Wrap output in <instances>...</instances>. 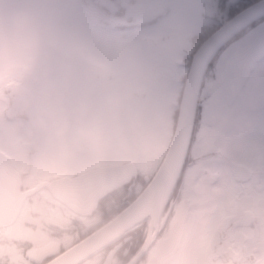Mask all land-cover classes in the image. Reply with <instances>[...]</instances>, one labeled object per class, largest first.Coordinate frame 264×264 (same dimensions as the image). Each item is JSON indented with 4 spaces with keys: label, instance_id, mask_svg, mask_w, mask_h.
Listing matches in <instances>:
<instances>
[{
    "label": "flooded vegetation",
    "instance_id": "flooded-vegetation-1",
    "mask_svg": "<svg viewBox=\"0 0 264 264\" xmlns=\"http://www.w3.org/2000/svg\"><path fill=\"white\" fill-rule=\"evenodd\" d=\"M233 2L212 0L211 10H206L200 1V8H190L183 21L182 13L174 16V0H70L69 4L82 13L87 26L107 29L132 51L153 44L157 23L167 22L164 30L176 26L181 34L163 45L162 51L150 49V53L162 63L173 60L175 67L165 70L185 72L203 38L247 5L229 9ZM262 17L225 40L206 61L185 152L158 214L134 223L75 264H264V182L257 178L264 162V52L253 61L231 99L221 92L225 71L215 62L232 38ZM206 24L209 31L203 33ZM96 74L59 71L51 74V80L50 73L41 79L37 71H14L0 79V130L14 122L20 131L5 144L0 142V152L18 178L15 203L0 212V238L14 236L30 246L34 257L43 258V264L139 193L159 165L174 129L185 78L172 88L171 97L175 94L177 101L169 99L164 107L134 100L133 89L127 99L115 93V106L110 109L114 116L109 118L103 89L94 82ZM110 77L109 72L104 75L106 80ZM127 104L130 121L121 114ZM160 112H164L165 128ZM53 116L56 122L50 121ZM109 120L119 126L120 136L124 122L132 153L108 160L101 155L89 157L91 147L103 140L101 130L111 125ZM90 121L97 122L98 137ZM160 121L158 147L153 149L150 132ZM58 123L65 124L56 129ZM118 164L120 176L110 184L104 185L102 178L81 182L77 178Z\"/></svg>",
    "mask_w": 264,
    "mask_h": 264
},
{
    "label": "rangeland",
    "instance_id": "rangeland-1",
    "mask_svg": "<svg viewBox=\"0 0 264 264\" xmlns=\"http://www.w3.org/2000/svg\"><path fill=\"white\" fill-rule=\"evenodd\" d=\"M69 1L0 0V4L7 3L13 6L16 13L13 22L8 27L0 19V79L2 74L14 73V71H37L41 79L45 74L50 73L48 77L51 80L53 72L95 71L97 76L94 82L103 89L102 102L104 101L107 106L106 113L111 114L109 118L114 116V112L110 109L115 106V93L118 92L123 99H127L125 95L133 89L132 98L134 100H150L153 104L163 105V107L168 104L169 99L177 101L178 97L175 94L171 97L175 89L174 85L182 84L187 71H172L173 69L167 71L164 67H175L173 60L168 62V59H165L167 64L162 63L150 53V49L162 51L163 45L170 44L177 37L176 35L181 34L176 26L164 30L162 25L167 22L157 23L159 27L156 36L153 37L155 38L153 44L144 45L141 49L132 51L129 47L126 49L122 46L123 41L107 29L93 24L87 26L83 21L82 13L78 10L73 11ZM200 1L206 10H211L212 0H174L175 18L177 14L182 13L180 20L183 21L190 8L194 10L200 8L202 5ZM246 1L250 0H238V2L236 0L229 9L241 3L245 4ZM173 11L166 18L171 17ZM207 25L203 27V33L209 31ZM242 29L243 27L239 30ZM21 51H23L22 56L18 55ZM162 54L164 57L171 56L167 52H162ZM45 71L48 72L44 73ZM107 72L111 74V80L104 78ZM48 77H46L47 81L44 80L47 83L49 82ZM178 78H180L179 81H177ZM60 109L63 110V107ZM121 109V114L130 121L132 117L129 115L130 106L122 105ZM64 110L67 111L65 108ZM118 111L119 107L115 113ZM160 113L163 114L165 128L164 112ZM56 116H53L50 121L56 122ZM90 122L93 125L95 136L98 137L97 122ZM109 122L112 123L111 120ZM64 124L58 123L56 129ZM161 124L162 121L150 132V143H152L150 147L153 149L158 147L155 138L157 133H161ZM41 126H43L42 121ZM17 127L18 125L14 122L3 124L0 130V142L5 144L12 138L14 132L20 133ZM121 127L126 132H122L121 136L116 133V128L119 130L117 124L116 127L111 124L101 130L103 140L97 144V147H91L89 152L92 153L88 154L89 157L101 155L102 158L108 160L115 154L116 156L130 155L132 152L128 150L132 147V138L124 122Z\"/></svg>",
    "mask_w": 264,
    "mask_h": 264
},
{
    "label": "water",
    "instance_id": "water-1",
    "mask_svg": "<svg viewBox=\"0 0 264 264\" xmlns=\"http://www.w3.org/2000/svg\"><path fill=\"white\" fill-rule=\"evenodd\" d=\"M264 15V0H254L237 10L219 24L197 45L191 55L178 104L174 129L166 151L153 175L139 193L105 222L79 239L44 264H75L106 245L122 231L146 216H156L178 174L183 158L200 77L209 56L236 31ZM264 52V17L240 35L232 38L219 52L216 65L225 71L224 89L230 99L252 63ZM122 165H113L105 171H89L77 178L95 181L102 178L104 185L119 177ZM11 163L0 152V212L12 208L14 186L17 184ZM105 179H107L105 181ZM18 205V203H17ZM12 210V209H11ZM11 210L8 212L10 213ZM16 210V207H15ZM15 210L13 212H15ZM2 215H0V218Z\"/></svg>",
    "mask_w": 264,
    "mask_h": 264
},
{
    "label": "snow or ice",
    "instance_id": "snow-or-ice-1",
    "mask_svg": "<svg viewBox=\"0 0 264 264\" xmlns=\"http://www.w3.org/2000/svg\"><path fill=\"white\" fill-rule=\"evenodd\" d=\"M257 178L264 182V162L259 166ZM0 264H43V258L37 259L32 255L30 246L26 247L10 236L8 239L0 238Z\"/></svg>",
    "mask_w": 264,
    "mask_h": 264
},
{
    "label": "clouds",
    "instance_id": "clouds-1",
    "mask_svg": "<svg viewBox=\"0 0 264 264\" xmlns=\"http://www.w3.org/2000/svg\"><path fill=\"white\" fill-rule=\"evenodd\" d=\"M15 9L13 6L5 3V4H0V19H2L6 25V27L10 26L11 23L13 22L15 18ZM39 23V22H37ZM18 55H23V51L18 53Z\"/></svg>",
    "mask_w": 264,
    "mask_h": 264
},
{
    "label": "trees",
    "instance_id": "trees-1",
    "mask_svg": "<svg viewBox=\"0 0 264 264\" xmlns=\"http://www.w3.org/2000/svg\"><path fill=\"white\" fill-rule=\"evenodd\" d=\"M252 1H254V0L246 1L245 4H248V3L252 2ZM243 28H244V27H243ZM240 31H242V30H239L238 32H240ZM238 32H237V33H238ZM237 33H236V34H237Z\"/></svg>",
    "mask_w": 264,
    "mask_h": 264
}]
</instances>
